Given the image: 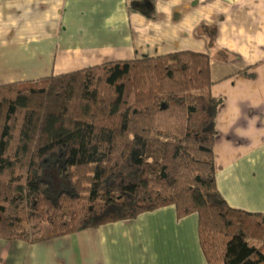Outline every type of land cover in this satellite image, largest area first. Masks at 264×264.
Listing matches in <instances>:
<instances>
[{
	"label": "trees",
	"instance_id": "16d2710c",
	"mask_svg": "<svg viewBox=\"0 0 264 264\" xmlns=\"http://www.w3.org/2000/svg\"><path fill=\"white\" fill-rule=\"evenodd\" d=\"M210 87L193 52L0 86V239L42 243L173 206L197 215L206 264H264V215L216 187Z\"/></svg>",
	"mask_w": 264,
	"mask_h": 264
},
{
	"label": "crops",
	"instance_id": "0c3cea01",
	"mask_svg": "<svg viewBox=\"0 0 264 264\" xmlns=\"http://www.w3.org/2000/svg\"><path fill=\"white\" fill-rule=\"evenodd\" d=\"M177 52L209 59L219 194L264 215V0H0V86ZM197 222L168 206L42 243L0 239V264H206Z\"/></svg>",
	"mask_w": 264,
	"mask_h": 264
}]
</instances>
